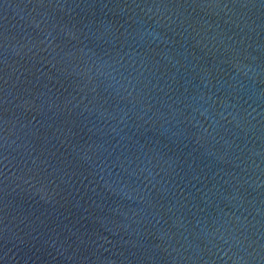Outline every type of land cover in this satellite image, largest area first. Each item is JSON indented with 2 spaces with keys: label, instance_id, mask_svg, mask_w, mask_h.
I'll use <instances>...</instances> for the list:
<instances>
[{
  "label": "water",
  "instance_id": "95a60500",
  "mask_svg": "<svg viewBox=\"0 0 264 264\" xmlns=\"http://www.w3.org/2000/svg\"><path fill=\"white\" fill-rule=\"evenodd\" d=\"M0 264H264V0H0Z\"/></svg>",
  "mask_w": 264,
  "mask_h": 264
}]
</instances>
